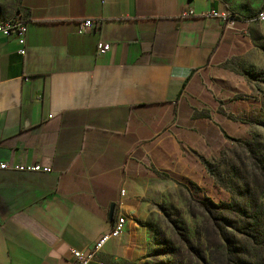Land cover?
<instances>
[{
    "label": "crops",
    "instance_id": "0c3cea01",
    "mask_svg": "<svg viewBox=\"0 0 264 264\" xmlns=\"http://www.w3.org/2000/svg\"><path fill=\"white\" fill-rule=\"evenodd\" d=\"M21 6L26 54L0 35V161L39 169L0 171V264H72L110 232L112 204L125 232L90 264L131 257L157 206L212 197L209 165L264 127L259 35L214 16L218 0Z\"/></svg>",
    "mask_w": 264,
    "mask_h": 264
},
{
    "label": "rangeland",
    "instance_id": "374dc122",
    "mask_svg": "<svg viewBox=\"0 0 264 264\" xmlns=\"http://www.w3.org/2000/svg\"><path fill=\"white\" fill-rule=\"evenodd\" d=\"M218 1L227 13L232 12L234 17L247 21L248 29L255 30L259 35L254 44L258 47L256 58L259 61L257 68L260 69L253 76L264 94V68L261 67L264 64V24L255 21L257 13L264 7V0ZM22 16L21 0H0V22L22 19ZM254 134L248 143L234 145L221 164L215 165L213 178L219 188L216 187L212 197L202 198L198 193L179 190L173 205L157 206L149 219L142 223L145 237L139 241L133 255L111 258L107 263L203 264L198 262L196 253L201 259L205 258V264H228L226 248L236 250L246 240L234 233L230 226H223L224 223L218 219L221 215L219 210L210 207L208 212L201 203L208 200L216 204L236 203L244 219L243 213L257 210L249 205V201L264 197V127H259ZM247 188L249 193L246 194ZM235 217V213L231 214L230 220ZM214 223L221 230L225 229L227 241L218 238Z\"/></svg>",
    "mask_w": 264,
    "mask_h": 264
},
{
    "label": "trees",
    "instance_id": "16d2710c",
    "mask_svg": "<svg viewBox=\"0 0 264 264\" xmlns=\"http://www.w3.org/2000/svg\"><path fill=\"white\" fill-rule=\"evenodd\" d=\"M227 9L229 8L227 7ZM230 16H233L232 12ZM214 169L215 165H209V170L212 176ZM247 193H249L248 188L246 190V194ZM259 199L256 201L255 199L249 201V205L255 207L257 210L243 213L242 215L245 217V219L240 216L241 211H239L236 203L216 204L212 200H208L205 202L203 201L201 203L203 209H205L206 211H208V208L210 207L219 210L221 212V215L218 219L222 223H224L223 226H230L233 229L234 233L242 235L246 240L244 244L241 243V245H239L241 246V249H239V246L238 248H236V250L229 249L228 247L226 248L229 255L227 256L228 264H264V197H262V200ZM233 213L236 214V217L234 218V220H230V215ZM218 219L215 218L216 223ZM115 220L116 213L114 221ZM214 226L217 230L218 238H222L224 241H227L228 238L225 235V229L221 230L215 223ZM188 243L191 244L190 242ZM195 256L199 259L198 262L201 261L203 262V264H205V258L201 259L196 253Z\"/></svg>",
    "mask_w": 264,
    "mask_h": 264
},
{
    "label": "built area",
    "instance_id": "2783aa9c",
    "mask_svg": "<svg viewBox=\"0 0 264 264\" xmlns=\"http://www.w3.org/2000/svg\"><path fill=\"white\" fill-rule=\"evenodd\" d=\"M214 16H220L229 26H234L236 19L231 18L230 14L225 12L219 14L213 12ZM255 21L259 24H264V8L260 10L256 17ZM97 22L93 20H86L79 23V33L84 34L89 28L95 27ZM0 35L10 38L12 36H17L19 43L23 46L20 54H26L27 48V23L23 19L11 20L6 22H0ZM111 50V45L108 43L99 42L97 45V51L99 54L107 53ZM38 167H27V166H13L9 163L0 161V171H22V172H31L38 170ZM124 192V191H123ZM127 225V217L124 214H119L116 220L112 224V228L108 234L103 235L97 242L94 247L90 250L72 251V264H90L96 260L99 252L102 251L105 244L111 238H120L125 232Z\"/></svg>",
    "mask_w": 264,
    "mask_h": 264
},
{
    "label": "water",
    "instance_id": "95a60500",
    "mask_svg": "<svg viewBox=\"0 0 264 264\" xmlns=\"http://www.w3.org/2000/svg\"><path fill=\"white\" fill-rule=\"evenodd\" d=\"M115 207H116L115 204H112V205H111L110 216H109V220H110L111 222H113L114 219H115Z\"/></svg>",
    "mask_w": 264,
    "mask_h": 264
}]
</instances>
